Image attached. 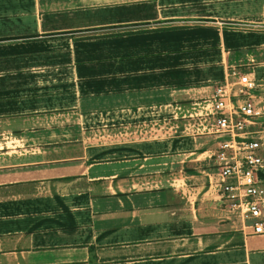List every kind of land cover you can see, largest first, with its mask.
Listing matches in <instances>:
<instances>
[{
    "label": "crops",
    "instance_id": "obj_1",
    "mask_svg": "<svg viewBox=\"0 0 264 264\" xmlns=\"http://www.w3.org/2000/svg\"><path fill=\"white\" fill-rule=\"evenodd\" d=\"M235 72L264 140V0H0V264H264L200 117Z\"/></svg>",
    "mask_w": 264,
    "mask_h": 264
},
{
    "label": "built area",
    "instance_id": "obj_2",
    "mask_svg": "<svg viewBox=\"0 0 264 264\" xmlns=\"http://www.w3.org/2000/svg\"><path fill=\"white\" fill-rule=\"evenodd\" d=\"M234 76L236 81L216 88L212 110L200 117L205 118L203 132L219 139L213 158L218 167L214 180L222 185L221 200L230 214L253 218L254 232L260 234L264 232V190L256 175L264 165V140L254 128L262 113L255 103L256 81L238 72Z\"/></svg>",
    "mask_w": 264,
    "mask_h": 264
}]
</instances>
